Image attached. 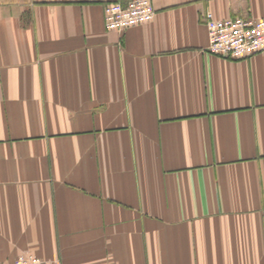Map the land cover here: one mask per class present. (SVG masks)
<instances>
[{"label": "crops", "instance_id": "crops-1", "mask_svg": "<svg viewBox=\"0 0 264 264\" xmlns=\"http://www.w3.org/2000/svg\"><path fill=\"white\" fill-rule=\"evenodd\" d=\"M0 0V264H264V52H207L206 14L264 0Z\"/></svg>", "mask_w": 264, "mask_h": 264}, {"label": "built area", "instance_id": "built-area-1", "mask_svg": "<svg viewBox=\"0 0 264 264\" xmlns=\"http://www.w3.org/2000/svg\"><path fill=\"white\" fill-rule=\"evenodd\" d=\"M155 17L151 0L110 2L103 9L105 30L121 32L150 23ZM209 44L207 52L227 59H242L264 52V18L216 19L206 14ZM12 264H61L59 260H43L23 252Z\"/></svg>", "mask_w": 264, "mask_h": 264}]
</instances>
